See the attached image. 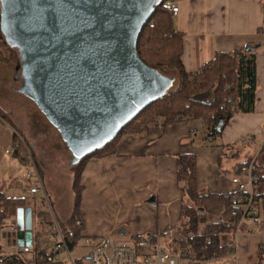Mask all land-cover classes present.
<instances>
[{"label":"crops","instance_id":"obj_1","mask_svg":"<svg viewBox=\"0 0 264 264\" xmlns=\"http://www.w3.org/2000/svg\"><path fill=\"white\" fill-rule=\"evenodd\" d=\"M175 2L179 10L173 16L174 26L183 34L181 61L186 71L198 70L218 52L251 50L255 53L254 110L248 114L233 115L223 128L219 141L225 146L232 143L236 145L237 150L230 151H234L232 155L239 149L241 151L239 145L245 144L253 145L258 153L264 140V125L263 129L261 127L264 123V0ZM3 41H0L1 48L5 43ZM3 73L9 76L10 81L19 82L15 67L0 63V109L9 114L13 127L24 134L25 137L20 136L32 150L35 166L39 168L43 187L56 211V218L64 222L73 209L72 173L68 171V181L63 184L55 176L60 174V170L52 172L45 168L31 143V122L27 118L29 106L24 98H18L17 103L12 102L15 94L29 97L20 92L21 81L17 89L12 84L5 85ZM203 131L206 132L205 127L200 126L195 119H188L145 133H124L117 140L114 154L88 159L80 173L82 238L74 247L88 249V252H80L74 259L71 257L74 248L69 252L70 257L66 253H59L57 264H70V259L74 264H89L91 245H86L85 239L98 242L109 235L118 242L131 243L141 236L159 234L164 230L170 231V237L175 236L183 204L176 179V156L179 154H195L198 190L219 194L239 192L240 184H234L231 179L238 173L242 163L256 154L247 153L245 159L237 161L234 166L230 162L223 165L222 147L213 146L207 141L195 144ZM19 134L0 118V189L9 197L38 198L42 208L41 194H30L33 181L23 177L30 170L28 164L17 159L13 150L6 147L8 144L12 147ZM250 135L253 136L252 141L241 143V138ZM6 150L9 152L6 153ZM9 155L11 158L7 157ZM17 164L22 167L17 168ZM4 176L9 177V182L1 179ZM240 181L245 182V178H240ZM48 216L51 223L49 212ZM50 223L41 224L32 212V239L34 231L38 230L41 247L53 253L54 234ZM165 239L160 237L158 240L164 243ZM228 239L226 236L224 241ZM231 243L232 240L224 256L203 264H257L259 250L261 247L264 250V211L257 224L243 227L234 248L230 247ZM18 248L17 232L0 235V253L5 258L13 253L30 257L29 252L21 253Z\"/></svg>","mask_w":264,"mask_h":264},{"label":"water","instance_id":"obj_2","mask_svg":"<svg viewBox=\"0 0 264 264\" xmlns=\"http://www.w3.org/2000/svg\"><path fill=\"white\" fill-rule=\"evenodd\" d=\"M162 1L0 0V32L18 52L20 92L57 129L71 163L171 88L173 79L137 52L141 29ZM14 219L18 246L31 247V208H17Z\"/></svg>","mask_w":264,"mask_h":264},{"label":"trees","instance_id":"obj_3","mask_svg":"<svg viewBox=\"0 0 264 264\" xmlns=\"http://www.w3.org/2000/svg\"><path fill=\"white\" fill-rule=\"evenodd\" d=\"M0 39L4 40L1 32ZM182 51L183 34L176 30L173 16L160 4L141 29L137 52L148 66L160 74L167 76L172 73L170 77L173 79L172 86L161 98L151 102L139 112L115 138L71 163L73 209L68 219L64 222L58 221L69 251L82 238V224L78 226L76 222L78 220L82 222L79 210L82 189L80 173L88 159L114 154L117 140L124 133H145L154 128H164L188 119L202 120L206 128V139L213 140L233 115L253 112L256 91L253 51L218 52L194 72L184 69L181 61ZM0 63L14 64L17 70L19 57L16 48L9 46V51L5 54L0 47ZM174 82L176 85L173 88ZM0 118L13 128L9 114L1 109ZM219 120H222V126L217 129ZM22 151V145H18L13 151L14 156L20 161H22L20 158ZM251 158L249 156V159L242 164L248 163ZM255 164L260 182L258 185L255 184L256 197H262L264 200V141L255 157ZM38 172L40 174L39 168ZM176 179L182 192L183 204L176 235L165 239L164 244L181 259H189V264H203L208 260L224 256L229 250L228 243L233 241L235 223L242 213L241 192L219 194L198 190L196 156L193 153L176 156ZM234 197L239 199L237 206L231 203ZM39 201L38 198L9 197L0 189V225L15 218L19 207H30L34 218H38L41 224L50 223L48 212L40 208ZM221 217L227 218L231 223L222 225L218 222ZM38 232V230L34 231L33 243L29 247V258L13 253L3 259L4 254L0 253V264L15 262L57 264L53 260L54 254L41 247V237L38 236ZM226 236L229 237L228 241H224ZM257 264H264L262 247L259 250Z\"/></svg>","mask_w":264,"mask_h":264},{"label":"built area","instance_id":"obj_4","mask_svg":"<svg viewBox=\"0 0 264 264\" xmlns=\"http://www.w3.org/2000/svg\"><path fill=\"white\" fill-rule=\"evenodd\" d=\"M163 9L167 10L172 16L178 13V5L175 1L166 0L161 2ZM253 136H247L241 140V143L252 141ZM264 141V140H263ZM18 145H22L23 151L20 158L27 163L30 170L23 174V177L32 179L34 186L29 189L30 194H41L42 208L51 214L50 228L53 232V260L59 261V253H66L70 257V251L65 242L63 233L59 226V222L55 216L54 209L50 202L48 194L42 184L40 174L35 166L32 150L26 141L19 135L14 139L11 149L14 151ZM9 150H6L8 153ZM255 157L253 156L248 163L242 164L238 173L232 177L231 181L234 184H240L242 200V213L238 221L235 223V231L233 241L230 244L234 248L235 240L243 227L255 225L259 221V216L264 211V200L262 197H256L255 184H260L257 176V167L255 164ZM240 178H245V182H241ZM239 199L234 197L231 201L233 206L239 205ZM222 225H229L231 223L225 217L218 219ZM78 226L82 224L81 220L76 222ZM17 232L15 219L9 220L7 223L0 225V235ZM160 237L169 238L170 231L164 230L159 234L145 235L137 238L131 243H121L115 240L112 236H105L98 242H93L90 239H85L86 245H91V258L89 264H189V259H181L178 254L174 253L168 246L161 243L158 239ZM183 250H186L183 248ZM18 251L21 253L29 252V247H19ZM5 257H3L4 259ZM70 264L74 262L70 259Z\"/></svg>","mask_w":264,"mask_h":264},{"label":"rangeland","instance_id":"obj_5","mask_svg":"<svg viewBox=\"0 0 264 264\" xmlns=\"http://www.w3.org/2000/svg\"><path fill=\"white\" fill-rule=\"evenodd\" d=\"M1 41V39H0ZM4 42V41H3ZM3 52L5 54L8 53L9 51V45H6L5 43H3ZM13 67L14 64H9ZM15 73V71H14ZM17 76L19 77V71H16ZM173 74L170 73L167 76L171 77ZM3 77V83L5 85H9L12 84L11 86L14 87L15 89H17L20 86V81L21 78L19 77V82H15L14 80L10 81L9 80V76L6 73L2 74ZM176 82H174L173 88L175 87ZM15 100H12V102L17 103V99L18 98H24L23 100H25V102L28 104L29 109L27 108L28 111V116L27 118H29L30 122H31V143L34 146L35 151L38 153L40 160L43 162V164L45 165V168L48 170H52V172L55 171H61L63 172L62 175L60 176L61 172L59 175L55 174V176H57L59 179L62 180L63 184H65L68 181V176L67 173L68 171H70V167H71V162H72V154L71 152L67 149L65 143L63 142V140L61 139L59 132L57 131V129L52 126L48 120L46 119L45 115L38 109V107L35 105V103L33 101H31L29 98H26L22 95L19 94H15ZM198 124H200V126L205 127V124L203 123L202 120L200 119H195ZM263 125L262 124V129H263ZM226 126V125H225ZM17 132L20 133V135L24 136V134L16 129L15 127H13ZM204 129V128H203ZM223 130V129H222ZM222 131L220 132V134L213 140H208L205 137V132L203 131V134L200 138H198V140H195V144L199 145L198 143L204 144V141H207L209 144L211 145H216V146H220L222 147V152H224V154L222 155V159L223 165H226V162H230L232 164V166L235 165V163H237V161H243L248 153V155H257V150L255 152V148L253 145H239L242 149L240 151V149L237 151L238 152V156L236 154L232 155V153L234 152H230L231 150H237L236 145L235 144H229L227 146L222 145L220 143V137H221ZM251 136V135H250ZM25 137V136H24ZM247 136H245L244 138H246ZM241 138V139H244ZM8 149H11V145L8 144L6 146ZM4 150V146L1 147ZM8 158H11V156H7ZM17 163V161H15ZM22 165L17 164V168H21ZM231 168V166H230ZM17 177V176H16ZM4 181L9 182V177L8 176H4L1 178ZM32 180V179H30ZM56 214V211H55ZM57 217V214H56ZM58 219V218H57ZM7 235V234H4ZM80 252H88V249L85 248H80V247H76L73 249L72 253H71V257L74 259L76 258Z\"/></svg>","mask_w":264,"mask_h":264}]
</instances>
